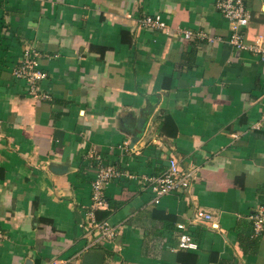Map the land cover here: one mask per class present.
Listing matches in <instances>:
<instances>
[{"label":"crops","instance_id":"1","mask_svg":"<svg viewBox=\"0 0 264 264\" xmlns=\"http://www.w3.org/2000/svg\"><path fill=\"white\" fill-rule=\"evenodd\" d=\"M242 3V42L264 47V0ZM231 33L215 0H0V264H264V66ZM25 49L36 96L13 75ZM170 159L195 178L153 203ZM99 164L118 176L95 208Z\"/></svg>","mask_w":264,"mask_h":264},{"label":"built area","instance_id":"2","mask_svg":"<svg viewBox=\"0 0 264 264\" xmlns=\"http://www.w3.org/2000/svg\"><path fill=\"white\" fill-rule=\"evenodd\" d=\"M215 6L221 16L228 22L232 33L230 34V43L237 49H245L256 54L262 65L264 66V47L259 44L247 45L242 42L239 30L246 26L250 15L244 7L242 0H215ZM142 27L152 29L159 32L169 33V28L159 18V16H144L139 20ZM184 39H188L192 32L183 30L181 33ZM38 52L34 49H25L22 53V58L18 67L13 70L15 78L22 79L25 82L26 88L30 95H35L36 81H40L46 77V74L38 69ZM262 121L254 123L252 128L259 129ZM196 168H181L176 160L170 159L166 171L157 177H146L149 183V188L153 193V203H157L161 196L169 194L183 193L192 183L195 178ZM118 176V172L113 166H96V174L90 183L91 186V203L93 207H101L104 203L102 188L112 179ZM212 216L209 212L198 208L190 222L199 220H211ZM252 221V228L255 234L261 233L264 230V202L259 204L256 210L249 217ZM92 227H97L101 231V236L110 237L114 235L115 230L112 227L102 224H92ZM176 228L180 233L176 236L178 248L192 249L197 246L184 223H177Z\"/></svg>","mask_w":264,"mask_h":264},{"label":"water","instance_id":"3","mask_svg":"<svg viewBox=\"0 0 264 264\" xmlns=\"http://www.w3.org/2000/svg\"><path fill=\"white\" fill-rule=\"evenodd\" d=\"M54 171V170H53ZM26 264H30V261L27 260Z\"/></svg>","mask_w":264,"mask_h":264}]
</instances>
